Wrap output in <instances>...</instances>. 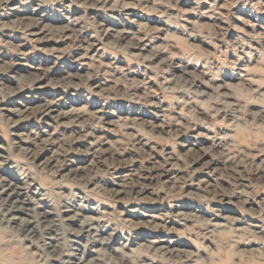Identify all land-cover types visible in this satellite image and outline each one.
Segmentation results:
<instances>
[{
	"label": "clouds",
	"instance_id": "obj_1",
	"mask_svg": "<svg viewBox=\"0 0 264 264\" xmlns=\"http://www.w3.org/2000/svg\"><path fill=\"white\" fill-rule=\"evenodd\" d=\"M0 264H264V0H0Z\"/></svg>",
	"mask_w": 264,
	"mask_h": 264
}]
</instances>
